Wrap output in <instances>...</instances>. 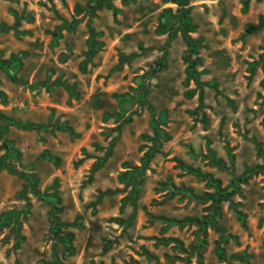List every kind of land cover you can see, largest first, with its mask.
I'll return each mask as SVG.
<instances>
[{"label":"rangeland","instance_id":"1","mask_svg":"<svg viewBox=\"0 0 264 264\" xmlns=\"http://www.w3.org/2000/svg\"><path fill=\"white\" fill-rule=\"evenodd\" d=\"M0 93V264H264V0H0Z\"/></svg>","mask_w":264,"mask_h":264},{"label":"trees","instance_id":"2","mask_svg":"<svg viewBox=\"0 0 264 264\" xmlns=\"http://www.w3.org/2000/svg\"><path fill=\"white\" fill-rule=\"evenodd\" d=\"M96 1H98V0H96ZM114 15H115V16L117 15V12H116V11H114ZM250 28H251L252 30H254L256 27H255V26H251ZM158 31H159L160 33H164V32H165V28H164V27H163V28H160V29H158ZM184 38L186 39V41H187L188 46H189L190 49H191V48H196V47H197V43H195L189 35L185 34V35H184ZM188 71H190V72L192 73L194 79L197 80V73L193 70V66L190 65V66L188 67ZM134 91L136 92V96H131L130 94H123V95H121V96L119 97L120 100H121L122 102H123V101L125 102L126 99H131V100L133 101V100L136 99V98H140V99L142 100V98H143V94L141 93L140 88H135ZM0 94H2V93H0ZM139 96H140V97H139Z\"/></svg>","mask_w":264,"mask_h":264}]
</instances>
